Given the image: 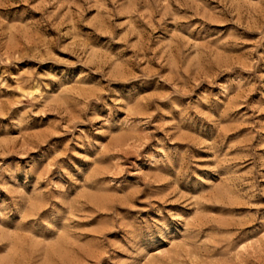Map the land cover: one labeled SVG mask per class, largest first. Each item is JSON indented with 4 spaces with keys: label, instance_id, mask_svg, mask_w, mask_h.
Listing matches in <instances>:
<instances>
[{
    "label": "rangeland",
    "instance_id": "374dc122",
    "mask_svg": "<svg viewBox=\"0 0 264 264\" xmlns=\"http://www.w3.org/2000/svg\"><path fill=\"white\" fill-rule=\"evenodd\" d=\"M0 264H264V0H0Z\"/></svg>",
    "mask_w": 264,
    "mask_h": 264
}]
</instances>
